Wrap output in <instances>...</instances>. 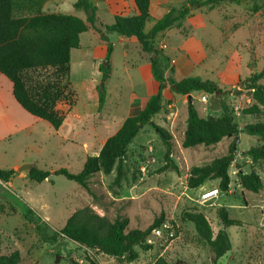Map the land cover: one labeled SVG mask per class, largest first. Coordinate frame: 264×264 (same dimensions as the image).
Here are the masks:
<instances>
[{"label":"rangeland","instance_id":"1","mask_svg":"<svg viewBox=\"0 0 264 264\" xmlns=\"http://www.w3.org/2000/svg\"><path fill=\"white\" fill-rule=\"evenodd\" d=\"M153 2L146 30L164 8H187L180 23L154 40L167 77L176 81L188 76L210 79L224 93L193 92L191 101L168 83L162 109L153 122L172 135L171 158L178 168L161 169L166 147L155 126L146 124L127 148L122 180L115 182L116 169L109 174L98 172L87 190L56 170L65 167L79 172L87 156L98 154L103 141L134 111L131 101L144 97L147 91L144 65L151 54L143 53L138 41L124 46L118 33H108L112 72L105 82L106 101L98 109L99 94L95 92L94 97L93 84L97 91V85L104 82L97 66L103 62L107 47L103 49L105 43L93 31L84 33L83 49L71 53L70 76L77 99L71 108L65 101L57 104L66 112L58 130L22 109L12 93V82L0 75V169L15 170L9 181L0 180V254L19 250L18 264H152L158 256L171 262L183 259L186 264H213V253L194 223L182 220L184 211L197 210L206 214L215 231L221 228L228 234L230 250L216 264H264V190H246L238 178L242 168L257 172L264 180V160L253 162L246 153L259 140L244 130L245 124L264 120V105L260 114L243 113L255 103L247 78L264 69V0H223L214 7L191 0H164L161 5ZM258 82L264 84V78ZM10 98L18 104L17 110ZM190 102L204 117L222 115L225 102L240 126L238 141L237 136H229L211 146L183 147ZM231 153L228 191L209 192L218 187L219 179L207 180L197 188L188 186L193 166ZM25 163L49 170L50 177L41 182L30 179L29 171L18 170ZM204 192L209 193L202 196ZM83 206L110 220L128 217V230L146 229L163 211L169 228L161 235L151 231L147 241L153 248L145 251L137 246L138 259L128 262L81 246L60 232L67 218ZM221 207L239 223L223 226L218 215Z\"/></svg>","mask_w":264,"mask_h":264},{"label":"trees","instance_id":"2","mask_svg":"<svg viewBox=\"0 0 264 264\" xmlns=\"http://www.w3.org/2000/svg\"><path fill=\"white\" fill-rule=\"evenodd\" d=\"M138 13L132 15H117L112 24H104L97 14L93 0H77L74 8L86 13V19L67 13L44 12L46 0H0V74L12 82V93L22 108L35 119H43L58 130L66 119V112L59 110L57 104L68 103L71 108L76 102V92L71 82V53L80 48L81 34L92 29L100 38L106 41L107 51L99 66L104 84L97 86L98 109L106 101L105 82L112 72V43L108 33H118L125 38L135 37L143 53H150L151 71L158 81V90L152 94L145 106L134 115L125 118L120 128L109 136L96 155H89L83 168L74 173L61 167L57 174L64 175L89 190L90 179L98 172L109 174L116 169L115 182L119 183L124 176L123 158L129 144L137 136L141 127L146 124L155 126L164 145V164L161 169H177L172 160V135L163 126L156 125L153 118L162 109L164 89L171 84V89L182 95L203 91L208 94H222L224 91L210 79L199 76H188L178 81L165 76V69L159 50L154 47L155 38L166 29L180 23L187 15V8L169 9L153 26L146 31V23L150 18L151 0H134ZM223 0H191L201 6L214 7ZM264 78V69L253 73L247 78V87L253 89L255 103L243 109L246 115L261 113L264 105V84L259 83ZM224 113L220 116H201L193 103L188 104L187 126L184 132L182 146L185 148L211 146L223 138L238 136L240 126L235 121L225 102H222ZM68 108V109H69ZM247 134L258 138L259 144L247 150L253 162L264 160V120L245 124ZM233 151V148L231 146ZM233 154L217 157L212 162L193 166L188 176V186L197 188L207 180L219 179L218 190L228 191L231 178L229 166ZM13 169H0V180L9 181ZM29 178L41 182L50 177L47 169L34 167L29 171ZM241 186L258 193L264 190V180L255 171L247 172L242 168L238 171ZM25 215L29 217V212ZM219 218L224 226L239 223L230 218L228 210L221 207ZM29 220L33 221L31 217ZM182 220L194 223L199 237L205 241L212 253L213 264L230 250V241L224 229L214 230L212 221L201 211H184ZM165 222L162 211L146 228L128 230L129 218L117 216L110 220L99 214L90 206L76 209L66 220L60 232L81 246L96 249L118 259L132 262L139 257L136 249L150 250L153 245L147 241L148 235ZM21 260L19 250L0 254V264H18ZM91 264H96L91 261ZM152 264H186L183 259L173 262L164 256H158Z\"/></svg>","mask_w":264,"mask_h":264},{"label":"crops","instance_id":"3","mask_svg":"<svg viewBox=\"0 0 264 264\" xmlns=\"http://www.w3.org/2000/svg\"><path fill=\"white\" fill-rule=\"evenodd\" d=\"M76 1L77 0H46L44 7H43V10H44V12L73 14V15L79 16L83 19H86V13L85 12H84L85 14H81L80 12H78L77 9L74 8V3ZM153 1L154 0H151L150 14H151V10H152V4L154 3ZM155 1H156L157 5H161L164 3V0H155ZM93 2L97 7L98 17H99L100 21L103 22L104 24H112L115 21V17L117 15H132V14L138 13V9H137V6H136L134 0H93ZM79 11H82V10H79ZM168 11H169L168 7L164 8L162 10V12L156 17L155 22ZM88 31H93V33L98 35V33H96L92 29H90ZM88 31H86V32H88ZM146 31H148V30H146ZM86 32H84V33H86ZM84 33L81 34V37L83 36ZM107 36H108V38H110L109 34H107ZM119 36H120L119 37L120 42L123 43L124 46H126V43L135 44L137 41L135 37L125 38L122 35H119ZM102 41L106 45V41H104V40H102ZM81 45L82 46L80 47V49H83V47H84L83 42H81ZM105 47H107V45L104 46L103 49H105ZM102 54L105 57L106 53L103 52ZM104 57H103L102 61L104 60ZM142 57L148 59L147 57H144V56H142ZM102 61H100V62H102ZM137 67H140V64ZM97 68H98L99 76L102 77V74L99 71V65L97 66ZM144 69L146 70V73H147L145 75L148 76L147 86H146L147 91H146L144 97L137 96L135 99H133L131 101L130 106H131L132 110H134V111H132V113L129 114L128 116L137 114L145 106L148 98L158 90L159 83H158V81H156V79L152 75L150 60H149V62H146V64L144 65ZM0 75H2V74H0ZM165 76L167 77V71L166 70H165ZM94 86L95 85L93 84V94L95 97L97 95V93H95V92H98V90L96 91ZM166 91H167V88L164 89V92H163L164 95H165ZM134 96H136V95H134ZM9 101L13 104L14 107H16V110H17L18 109L17 105L19 103L16 104V102L13 100V98H12V100L10 98ZM20 107H22V106L20 105ZM134 108H136V109H134ZM125 118L123 119V121L125 120ZM36 120H38V119H36ZM123 121H121V124L123 123ZM121 124H120V126H121ZM105 141H106V139L103 141L102 145L105 143ZM101 147H100V149H101Z\"/></svg>","mask_w":264,"mask_h":264},{"label":"built area","instance_id":"4","mask_svg":"<svg viewBox=\"0 0 264 264\" xmlns=\"http://www.w3.org/2000/svg\"><path fill=\"white\" fill-rule=\"evenodd\" d=\"M173 62H174V60H173ZM215 190H218L217 187H215L214 189L210 190L209 192H213V191H215ZM209 192H206V193L204 192V193L202 194V196L206 195V194L209 193ZM215 194H218V193L216 192ZM204 198H206V197H203V199H204ZM263 213H264V210H263ZM167 228H169V226H168V224H167L166 222H164L160 227L155 228V229L153 230V232L156 233L157 235H161V234L163 233V231H164L165 229H167ZM171 235H172V234H171Z\"/></svg>","mask_w":264,"mask_h":264},{"label":"water","instance_id":"5","mask_svg":"<svg viewBox=\"0 0 264 264\" xmlns=\"http://www.w3.org/2000/svg\"><path fill=\"white\" fill-rule=\"evenodd\" d=\"M103 84H104V82L101 83V86H102ZM188 96H189V99H190L191 101H193V95H192V94H189ZM238 139H239V136H237L236 142L238 141ZM234 149H235V144H234ZM34 167H35L34 164H31V163H25V164H23L22 166L18 167V170H19V171H23V170L30 171V170H31L32 168H34ZM223 226H224V224H223Z\"/></svg>","mask_w":264,"mask_h":264}]
</instances>
